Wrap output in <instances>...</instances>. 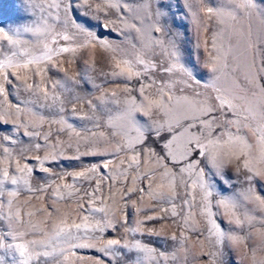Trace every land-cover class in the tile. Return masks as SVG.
I'll return each instance as SVG.
<instances>
[{"label": "rangeland", "instance_id": "obj_1", "mask_svg": "<svg viewBox=\"0 0 264 264\" xmlns=\"http://www.w3.org/2000/svg\"><path fill=\"white\" fill-rule=\"evenodd\" d=\"M50 3L52 0H0V27L10 31L18 41L11 50L6 42L0 41V83L5 85V93L0 94V180L4 181L0 185V235L6 237L5 244H21L26 249L24 256L19 250L0 249L5 264H23L25 260L28 264H95L98 253L69 251V244L58 233L61 229H72L74 224H94L101 216L113 227L105 233H95L97 239L76 243H91L100 248L110 239L120 240L121 244L139 241L154 249L153 255L157 257L156 261L144 258L140 264H264V207L254 199L259 196L264 201V160L255 134V129L264 125V17L260 11L240 7V0H162L161 11L166 10L167 15L158 16L155 0H118V9L108 8L107 0H82L80 13L100 17L98 22L88 21V27L94 35L104 37L109 45L105 48L77 27L85 22V16H74L71 11L65 15L63 4L56 9L49 8ZM209 7L214 9L211 16L207 12ZM97 8L104 11L97 12ZM217 9L221 14H216ZM26 27L33 30L25 32ZM64 35L71 39L65 41ZM81 44L86 47H79ZM60 47H72L76 51L59 53ZM173 47L187 72L162 71L173 63L168 56ZM33 58H40L39 62L27 63ZM122 60L133 64L134 71L144 70L138 60L157 67L148 73L150 79L142 76L126 85L122 79L110 75L113 71L129 70ZM214 63L216 71L211 70ZM85 72L101 86L100 91L91 82L83 90V81L80 85L72 83ZM6 74L12 80L10 87L3 79ZM141 84L149 85L143 94L138 91ZM126 86L131 92H124ZM45 90L59 100L45 101L42 98ZM113 92L117 94L114 99L118 104L109 103L103 111L89 107V100L97 103L100 97ZM76 96L81 99L75 100ZM218 96L228 103L220 109L223 112L220 128L210 136L205 130L204 143L217 141L221 131H239L252 145L239 163L242 165L247 159L259 173L255 175L241 167L239 179L230 182L229 190L220 195L214 191L210 198L212 211L217 214L213 219L221 225L220 230L236 228L233 235L240 238L238 243L231 242L230 247L224 245L223 255L215 235L207 232L208 217L201 214L203 193L192 184L195 174L183 173L187 192L191 193L187 197L191 207L183 204V196L173 203L166 202L163 196L172 195L173 187L178 193L185 192V186L180 184L181 174L170 161L150 155V140L139 142L147 139V125L153 128L158 124L165 128L171 125L178 136L173 150L179 154L189 134H200L198 129L184 131L190 122L185 117L197 115L209 105L218 106ZM161 101L160 108H148L149 102ZM61 106L62 113L57 111ZM85 115H92L95 120L80 119ZM233 120L243 127L225 124ZM26 132L40 135L29 137L24 135ZM47 133L51 136L45 141ZM35 144L41 148L35 149ZM117 147L121 149L118 153ZM208 147L214 150L212 145ZM21 150H25L23 157ZM103 153L108 155L101 156ZM53 155L58 159L49 168V177V173L41 170L37 157L41 160L48 157L50 162ZM77 155L81 158L73 159ZM105 164L107 167H103ZM25 165L34 168V172L27 176L21 173L19 169ZM93 165H99L96 172L89 171ZM165 168L175 174V179L163 175ZM236 168L237 161L233 160L226 164L225 170L235 176ZM82 171L92 177L84 182L89 192L99 184V192L92 199L83 196L82 190L76 191L79 184L65 188L73 184L70 177L56 179V173ZM249 175L254 176L250 182L245 179ZM13 176L18 178L17 184H11ZM37 186L46 190H28ZM249 188L252 199L247 198ZM222 196L234 199L236 208L217 209L216 200ZM173 206L178 213L176 217L170 216ZM89 208H103L104 213H96L93 218L87 211ZM149 217L165 218L150 220ZM237 218L242 221L240 228L235 224ZM129 228L137 231L130 232ZM10 232L16 236L15 240L8 235ZM173 235L176 241L170 239ZM161 252L175 254L176 259L161 261ZM214 252L215 259L211 255ZM130 255L146 256L136 252ZM109 259L119 264L116 258Z\"/></svg>", "mask_w": 264, "mask_h": 264}, {"label": "snow or ice", "instance_id": "obj_2", "mask_svg": "<svg viewBox=\"0 0 264 264\" xmlns=\"http://www.w3.org/2000/svg\"><path fill=\"white\" fill-rule=\"evenodd\" d=\"M157 5V11L156 14L159 15H167V11H161L163 9L164 5L162 3V0H155ZM82 3V0H52V3L48 5L49 8H56L59 9L61 4L64 5V12L65 15L69 11L73 13L74 16L76 15H83L85 16V22L81 24H77V27L80 28L82 32H87V35L91 38L92 41L99 43L102 47H109V45L105 42L104 37L102 36H96L93 34V32L88 27V21L98 22L100 20V17L97 15L95 17L92 16H86L84 13L79 12V5ZM106 6L111 9H118L119 3L118 0L116 3L111 2V0H107ZM240 7H243L245 9H252L257 8L260 11V14L262 17H264V0H240ZM150 7V5H149ZM97 12H103L104 9L97 8ZM216 14L219 15L220 10H215ZM207 12L209 16H211L214 13V9L212 7H209L207 9ZM75 22V21H74ZM101 27L108 28L109 25L107 24H101ZM33 29L26 27L24 29L25 32H31ZM65 41L70 40L71 38L67 35H64L62 37ZM0 41L6 42L9 46V50L11 48L15 47L18 44V41L13 39V36L10 34V31H6L3 27H0ZM213 45L215 46V43L213 41ZM47 47V45H45ZM79 47L83 48L86 47V44H81ZM59 53H68V52H75L76 49L72 47H60ZM2 54V53H0ZM13 56L16 55L15 52L12 53ZM168 56L173 60V63L170 66H165L162 68V71L165 73H176V72H187L188 69L179 62L178 60V50H176L173 47V50L168 52ZM40 58H33L28 60L27 63H33L34 61L39 62ZM47 59H51V57H47ZM123 64H125L128 67V71L119 70V71H113L111 72V76L117 79H122V82H125L126 85L128 82L132 81L133 79H136L137 81L140 80L142 76L148 77V73L150 71H154L157 67L156 64L145 65L143 60H138L137 63L144 65L143 72L141 71H134L131 70L135 66L131 64L128 60H122ZM9 64H11V61H9ZM8 65H5L7 67ZM26 66V65H25ZM119 68V65L116 66ZM212 71H216L215 63L213 64ZM102 75L108 76V73H103ZM191 73H189V76L191 77ZM150 79V77H148ZM4 81L7 82L9 87L12 84V80L9 79L8 74L4 76ZM71 79V78H69ZM81 81H83V89L89 88V83L91 82V86L94 87L97 91L101 90V86L99 84H96L94 81L91 80L90 77H88L87 73L85 72L80 79L78 80H72V83L74 85H80ZM152 84H155V81H152ZM31 88L32 86H28ZM149 85L147 84H141L138 91L143 94L148 88ZM39 89V86H37V90ZM131 88L126 86L124 88L125 93L131 92ZM162 92V90H161ZM5 93V85L4 83H0V94ZM39 94V92L37 93ZM199 95V93H197ZM117 96L115 92L109 94H105L102 97L99 98L97 103H93L91 100L88 101L89 107L92 109L100 108L102 111L104 110V106L112 103V104H118L119 101L117 99H114ZM42 98L47 101L51 99L53 102L56 100H59L58 96L50 94L48 91H43ZM75 100H80L81 97L76 96L74 97ZM217 100L220 101L218 106H212L209 105L207 108H202L199 110V113L197 115H194L192 117H185L186 120H189L190 122L187 124L186 127H184V131L188 132L189 129H198L200 134L197 135L195 132H192L187 137L184 145L183 150L177 154L173 150V145L178 139V136L176 134V130L169 125L167 128H165L163 125H156L155 128H153L151 125H147V139L146 140H140V143H147V141H151V147L149 148L150 155H159L160 161H170L173 168L178 169V172L181 174L180 184L185 186V192L184 193H178L175 191V187L170 185V187H173L172 195H164L163 199L166 202L173 203L177 197L183 196V204L188 205L189 207L192 206V202L187 197L191 196L190 192H187V181L183 179V173L189 172L195 174V179L192 181V184L197 187L200 192L203 193L201 200H202V206H201V214L207 215L208 217V224L209 227L207 228V232L210 235H215L216 237V244L221 245V255H223V246L228 245L231 246V242H239L240 238L236 235H233V233L236 231V228H229L227 231H221V225L216 222L215 219H213L214 215H217L216 213H213L212 211V201L211 197L213 195V192L216 191L217 195H220L223 192H227L229 190L228 185L230 182L235 178L239 179L240 176V170L241 167L245 169L249 173H254L255 170L253 166L251 165L250 161L245 159L243 161V164L241 165L239 161L241 160L242 156H247L248 152L246 149H250L252 145L247 141L245 135H242L239 131L237 132H223L221 131L219 133V138L217 141L209 140L208 144H205L202 137L206 139L207 137L204 136L205 130H208V135L210 136L213 131H216L220 128L219 119L223 116V112L220 111V109H223L225 104L228 103V101L222 99L221 97H216ZM62 103V102H61ZM163 104V101L156 103V102H149L148 108L156 107L160 108ZM51 107V105L49 106ZM140 107H144V105H140ZM58 112H64L63 106L59 107L57 109ZM75 112V109H73ZM213 112H216L217 115L213 116ZM150 114V113H149ZM80 119H87V120H95V117L92 115H85L83 117H80ZM55 122V121H54ZM63 122V119L60 121ZM178 126L183 127V125ZM225 124H236L237 128H242L243 125H241L238 121H225ZM213 125H216V128H213ZM68 127H72V125H69ZM63 131V129H61ZM255 134L257 136V143L260 146L261 149V160H264V125H260L255 129ZM24 135H27L29 137L32 136H39L40 133L36 132H26ZM79 135V133H77ZM143 135V133H142ZM51 136V133H47L44 135V140L47 141L49 137ZM171 136V138H169ZM227 137L224 139V137ZM3 139H7V137H3ZM88 138L85 137V140ZM220 139H224L223 143H219ZM12 143H15L13 140ZM208 145H212V148L214 150H210ZM35 149L39 150L41 148L40 144L34 145ZM131 147V145H129ZM158 149V152L155 151ZM121 149L119 147L116 148L115 152H119ZM5 152L8 150L5 149ZM25 150H21V156L23 157V152ZM63 155L62 153L60 154ZM93 155H95L93 153ZM101 156H106L108 153L100 154ZM81 157L79 155L73 157V159L79 160ZM58 159V156L53 155L51 157V161L49 162L48 157H44L43 160H41L39 157H37V162L40 164V168L44 173H49V168L54 164ZM233 160L237 161V168L235 176H233L231 173L226 172L225 167L227 163L232 162ZM133 161L136 162V157H133ZM48 164V167H45V164ZM108 163H111L109 160ZM99 165H93L89 169L90 172H96ZM103 167H107V164H105ZM21 173H24L25 176L31 174L34 172V168L28 167L25 165V167L19 169ZM101 171H103V168H100ZM207 170V172L205 171ZM165 177L171 176L173 179H175V174L172 173L170 170L165 168V171L163 173ZM255 175H259L258 172H255ZM64 176H68L73 180V184L65 185V188H73L75 185L79 184V187L76 188V191L83 192V196L88 197L89 199H92L96 196V193L99 192V184H97L96 188L92 190V192L88 191V187L85 186L84 182L91 181L92 177L88 175L87 172H76L75 174L71 172H64V173H56V179H62ZM49 177H51V174L49 173ZM147 178V177H145ZM4 179H8V172L5 170L4 172ZM247 181H252L254 179L253 175H249L245 178ZM11 184H17L18 178L13 176L11 178ZM24 182L27 184V179L24 180ZM54 183L55 180H52ZM4 183L3 180H0V185ZM50 187V185H48ZM90 186V185H89ZM29 191H35V192H43L46 189L44 187L37 186L35 189L29 188ZM143 191V189H141ZM248 197L249 199H252L251 193L252 188L247 189ZM14 195V193H13ZM73 195V193H69V196ZM58 199H62L63 197H57ZM155 198V197H154ZM194 199V197H193ZM255 201L257 204L261 207H264V201L260 200L259 196H256ZM11 203V201H9ZM81 210L84 211V206L81 205ZM215 207L217 209L224 208V209H234L236 208V203L234 199L229 198L227 196H222L220 199L216 200ZM55 211V209H53ZM88 213L95 218L96 213H104L103 208H89L87 209ZM161 211H164L167 213V210L161 209ZM106 215V214H105ZM178 215L175 206L171 209L170 216L176 217ZM165 217H149L150 220H161ZM142 223V222H141ZM185 223H187V218L185 219ZM222 223V221H221ZM231 223V221L229 222ZM235 224L237 228L242 227V221L241 219L237 218L235 220ZM113 227L112 223L110 221H106L104 216H101L99 220H96L94 224H74L72 229H61L60 233L58 235L62 236L65 243L69 244V251L72 249L76 250H89L91 253L96 254L98 253V257L95 260V264H113L112 259H109V257H114L117 259L119 264H128V262H131V264H140V261L144 258H147L152 261H156L157 257L153 255L154 249L149 248L146 244L141 242H136L133 244H121L120 240L117 239H110L106 244H104L100 248H96L95 245L91 243H76V241L84 240V239H97V237L94 235L95 233H105L107 229ZM130 232L135 233L137 231L136 228H129ZM193 232H197L196 229H192ZM198 234V233H197ZM9 236L12 237L13 240L16 239V236L13 233H8ZM6 239L5 236L0 235V249L7 248L9 250L15 249L19 250L20 255L24 256L26 249L21 244H14V243H8L5 244L3 241ZM172 241H176L177 237L173 235L170 238ZM63 249H61V253L63 254ZM136 252V253H144L146 256L142 257L137 255L135 258H133L130 254ZM84 254H88V252H85ZM47 255V253H45ZM213 258L215 259L216 253L211 254ZM125 257H127V261L125 260ZM159 259L161 261H167L169 259L175 260L176 256L175 254L165 255L164 252H161L159 254ZM0 264H5V260L3 257H0ZM23 264H28V261H23Z\"/></svg>", "mask_w": 264, "mask_h": 264}]
</instances>
